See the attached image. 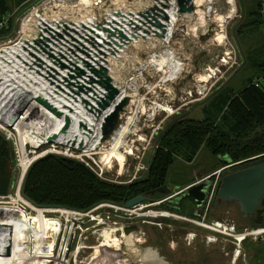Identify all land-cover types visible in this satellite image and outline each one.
Masks as SVG:
<instances>
[{
	"label": "rangeland",
	"instance_id": "obj_1",
	"mask_svg": "<svg viewBox=\"0 0 264 264\" xmlns=\"http://www.w3.org/2000/svg\"><path fill=\"white\" fill-rule=\"evenodd\" d=\"M161 1L164 2V0ZM6 2L9 9L8 13L12 14V21L8 23V30L0 32V46L9 40H13L12 42L19 45L11 47V51L5 53L6 61H2V57L0 58V69L4 73V82L8 84L6 87L0 86V118L6 121L8 126L11 127V125L17 123V120H21L40 133H42L43 129L44 131L52 132V123L57 118V115L40 105L37 101V95L49 101L56 109L60 111L66 110V113L70 115L71 106L75 104L73 98L75 96L70 92V88L63 77H72V82L75 78L74 82L83 84L82 86L85 87L84 90L87 92L81 91L80 93L84 95L83 98H86L87 101H93L87 94L88 90L94 86L89 85V82L85 80L86 78L75 76L74 64L87 69L83 63L84 58L82 60L78 59L76 63H72V60L71 63H66L72 67L71 69H63L59 64L63 55L71 49V45L73 44L74 46V42L84 35L90 34L92 37L94 35L95 43H99L97 47L93 46L94 53L89 60L91 63L96 66L102 63L109 71L115 66L117 61L121 60L118 63L119 70H117V75L120 76L118 78L119 81L127 85H132L134 81H137L140 87H143L139 88L138 95L133 94L134 91L130 89L129 95L131 97H129L127 106L123 107L120 117H118L109 134L100 143L97 142L96 147L90 149V143L87 145L81 143L85 133L77 132L73 139L69 138L68 140V133L64 135L62 132L61 134L52 132L57 137L54 141L66 143L67 146L70 145L69 149L73 152L72 156H75L74 159L79 154L90 155V158L83 156L85 162L89 163L95 174L96 171L99 172L97 167L102 166L104 170L103 176L108 181L125 184L146 177V172L149 169V164L156 149L155 141L159 133L167 128L173 117L184 115L196 120L204 119V110L208 103L207 95L211 94L212 90L208 88L202 94L197 92L198 86L201 85L200 80H198L201 74L209 72L208 69L210 68L219 67L221 72H219L217 77H213L214 81L211 84L215 85L214 89H218L222 84L226 83L236 89L239 86L234 76L240 71L242 62L235 43V36L232 34L233 29L242 20V14L238 10L239 0H194L196 10L193 14V23L190 22V19H183L178 14L176 0L165 1L168 3L169 17L171 19L175 17L172 19L175 20L176 15H178L182 23L175 32L178 44H175L176 39L172 40L171 48L175 49V55L178 56V60L184 62V69L179 72L178 77L171 79V81L167 79L169 77L167 73L173 71L171 64L169 66L165 65L161 69L162 64H160L161 66L158 64L153 65L149 60L155 50L159 51L161 49V43L157 46L153 44L151 51L147 52V49L134 50L126 56L128 54L127 50L136 43L142 33V29L136 32L133 26L128 24V17L137 21L136 15L138 11L152 4L153 0H28L22 3L20 0H6ZM234 2L237 10L234 9ZM114 10L122 11L125 14L123 16H125L126 22L122 23V28L118 27L131 38L130 42L123 47L116 46L117 48H114L113 43L109 44L106 42L105 39H109L107 33L98 27L99 23H104L105 26L110 27L109 22L112 19L123 21L122 17L112 13ZM210 10L224 20L223 25H226L225 28L218 27L214 20H211L207 26L203 25L206 20L202 14L207 15ZM130 11L134 12L135 15L128 14ZM26 23H29L28 27L23 30L22 27ZM189 23L193 24V28L190 27L191 25L189 26ZM114 25L116 24L114 23ZM2 27L4 26H0V28ZM262 29H264V22ZM170 31H172L171 28L168 30V35H172ZM25 32L28 34L27 40L23 37ZM135 33L137 35L134 38L132 35ZM223 33L226 38H221ZM261 33H253L250 40L249 37H246L244 42L248 43L249 41V43L255 44V42H258L257 40L260 38ZM37 40H40V43H36ZM98 47L105 51L103 58H100ZM112 47L117 50L115 54L110 51ZM53 55L55 58L52 57ZM124 55L125 57L122 58ZM224 57L231 64L229 63L223 67L221 63ZM175 61L177 62V59ZM144 64L148 66L143 71L144 75H136L138 68ZM167 82L170 85L167 86L168 88L166 89L168 90L166 91L164 89ZM145 85H148V87H145ZM150 86L151 88H149ZM118 87L120 88V86ZM99 95H101L100 92ZM162 104L169 105L173 112H168L161 108L153 109L155 105ZM82 105L84 104L81 103L77 107L75 116L83 117L86 114ZM35 106L41 109L39 111L42 115V118L38 119L37 123L34 122L35 114H33ZM142 106L145 107L144 116L141 114ZM110 109H113L112 105ZM138 111L140 112L138 113ZM135 112H137L136 120L134 119L131 129L126 135V143L124 145L125 147H130L133 153H126L125 166L121 169L117 159L112 158L111 162H109L108 158H106L108 152L105 151H109L112 147L111 142L118 135V131L125 126L124 123L128 119L127 116H131ZM224 114L225 112H222L221 116L225 118L226 115ZM222 117H218L216 123L219 127L228 130L224 126ZM68 118L66 116V119ZM78 118L77 120L73 119L74 121L71 124L73 129L79 123ZM227 120L229 125L233 124V120L229 118ZM0 126L5 127L2 123H0ZM11 128L13 129V127ZM96 130L102 135L101 125H96L93 129L94 133L92 132L88 135L89 141L94 142L97 139ZM73 140H76V145L79 143L77 148L71 145ZM80 145H82V150L79 149ZM212 145V141H207L196 154L192 155L189 151H184L185 148L181 143H177L173 147L174 162L169 168L168 176L165 180L168 187L177 191L192 183L206 182L208 184L207 193L211 194L210 191L213 188L216 177L201 181L202 178L219 169H222L224 174L233 171L231 170L233 165L227 168L221 165V161H218L212 151ZM123 147L119 148L123 150ZM57 149L63 151L60 148ZM257 156L260 155H253L249 158ZM191 197L186 192H180L178 195H174L173 199L175 203H178V209L176 208V210L169 207L160 208L158 204L155 206L148 205L142 210H137L131 216L124 214L123 210L114 211L113 208H107L111 212L110 219L116 220L117 224H119L117 225L118 229L115 231L118 236L115 238L111 236L110 239V237L100 234L101 230L98 231L88 227L87 230L79 231V235L82 236L80 238L83 240L85 235L89 237L86 241V246H94L96 249L94 256L100 259H105L106 252H110V254L114 252L112 255L117 252L122 258H125L129 249L136 247L133 252L140 250L142 255L140 259L145 258L146 260L144 264H154V259L149 256L152 253V256L157 258V251L163 258L162 260L173 264H264V234L257 239L248 237L242 242L241 247L238 248L234 242L228 240L226 236L224 237L221 232L208 227L211 222L219 220L234 224L238 230H242L245 227L252 228L250 225L252 221L249 220V217H243L238 204L218 201L219 196L215 190L210 205L201 212L200 209L197 210L195 208L194 199ZM143 203L152 204L146 200ZM179 203L181 206H179ZM113 204L122 206L119 203ZM169 206L175 208V205L169 204ZM13 210L10 205H0V264L3 259H7L8 263L10 260H18L19 264H40L39 261L35 262L30 259L42 257L45 251H48L50 237L58 218L48 216L43 218L42 214L20 215L22 217H17L11 214ZM159 211L169 212L171 217L163 219L158 216L159 214L154 217L146 216V212L157 213ZM193 212L194 214H192ZM114 213H121L122 217ZM194 219L198 222H194ZM121 220L126 223L124 226L125 235L136 233V237L139 240H134V235L132 234L131 242L123 241L124 239L119 235L121 233L119 231L121 230L119 221ZM146 220H150V222ZM130 221H133V223H130ZM151 221L164 222L162 224L163 228L158 227ZM262 226L264 227V225ZM208 238L212 240L210 241ZM54 243L55 240L52 247ZM87 252L93 254L91 249H87L83 253ZM34 253L38 256L34 255ZM134 258V256H128V261L126 260L125 262L127 264H140L137 260V262L133 261L135 260Z\"/></svg>",
	"mask_w": 264,
	"mask_h": 264
},
{
	"label": "trees",
	"instance_id": "obj_2",
	"mask_svg": "<svg viewBox=\"0 0 264 264\" xmlns=\"http://www.w3.org/2000/svg\"><path fill=\"white\" fill-rule=\"evenodd\" d=\"M26 1L28 0H20L21 3ZM255 5L254 10L241 15L242 20L232 33L242 62L240 71L234 76L238 88L228 83L222 84L218 89L212 88V93L207 95L204 119L196 120L184 115L173 117L155 141L157 152L153 156L146 177L118 184L98 177L93 170L77 159L47 154L36 160L27 171L23 184L24 195L39 206L78 210H87L102 201L124 205L131 197L149 194L151 190L165 183L169 168L174 162L173 147L177 143L184 146V151L194 155L205 142L212 141V151L218 161H221V165H227L224 162L225 157H229L231 163L239 162L233 164L231 167L233 171L264 162V31L259 28L264 22L261 13L262 0H256ZM8 10L6 0H0V22H4V19L6 22L4 27L0 28V32L8 30V23L12 21V14L8 13ZM257 32H262L258 42L255 44L244 42L246 37L250 40L253 33ZM94 42V35L92 37L88 34L71 47L74 52L69 50L60 61L71 63L72 60V63H76L82 58L90 60L94 53ZM62 112L66 114V110ZM222 112H225V118L221 116ZM218 117H222L228 130L218 126L216 123ZM63 118L57 116L52 123V132L61 134L65 121ZM228 118L233 120V124H228ZM11 127L25 142L37 140L41 136L40 132L21 120H17ZM253 155L260 156L249 158ZM14 170L13 147L0 132V196L9 193ZM220 183L221 181L216 189L217 195ZM233 202L238 204L236 201ZM165 207L176 210V207L164 205ZM263 213L264 197L256 211L248 216L252 221L250 223L252 227L264 225ZM93 264L102 263L98 260Z\"/></svg>",
	"mask_w": 264,
	"mask_h": 264
},
{
	"label": "built area",
	"instance_id": "obj_3",
	"mask_svg": "<svg viewBox=\"0 0 264 264\" xmlns=\"http://www.w3.org/2000/svg\"><path fill=\"white\" fill-rule=\"evenodd\" d=\"M261 13L264 16V0H262ZM5 23H6L5 21L0 22V26H4ZM33 109H34L33 114H35L34 122L37 123V120L38 119L40 120L42 118V115L40 114L39 111L41 109L36 106ZM78 117L79 116L76 115L74 116V119L77 120ZM0 123H2L5 126L4 128L0 126V130H1L0 132L4 135L6 139L10 141L15 155V170L13 174L11 188L6 196H0V205L3 204L10 205L14 209L13 212L16 213L17 215L19 214L29 215V216L36 215L39 214L37 210H40L42 212L43 218L44 216L53 217V218L57 217L58 219H60L61 222V226H59L60 229L56 233L57 237L55 239V243L51 251L49 253L44 254L42 257L39 256V257L31 258L30 260H34L35 262L39 261L40 264H42L43 262L44 264H93L98 260H100V262L102 263L101 261L102 259L97 258V256H94V253H96V249L94 248V246H90V245L86 246V241L88 240L89 237L85 235L83 236V240H82L81 239L82 236L79 235L80 233L79 231H82L83 229L87 230L88 227H92L98 231L101 230V232H105L107 227H112L113 229L117 230L118 229L117 225L119 224H117L116 220L110 219L111 212L108 211L107 208H113L114 211L123 210L124 214L131 216L134 215L137 210H142L148 205L154 204V203L152 204L139 203L133 207L128 208L125 206V204L119 206L109 201H102L87 210H78L73 208L57 207V206H39L35 204L33 201L28 199L23 193V184H24L25 176L31 165L36 160L47 154L63 155L70 158H74L75 156H72L73 152H71V149H69L70 145L67 146L66 143H57L56 141L49 142L48 138L51 134H53L50 131H44L43 129L41 136H39L37 140L34 141L29 140L28 142H25V140H21V137L18 136L17 131L13 130L10 126H8V123L6 121L0 118ZM126 123L127 121L124 123V125ZM78 144L79 143H77V145ZM77 145L75 144V146L73 147L77 148ZM57 148H60L63 151L58 150ZM79 149L82 150V147ZM83 156H87L88 158H90V155L79 154L76 155L77 157L76 159L81 160L83 163H86ZM92 161L97 164V162L94 159ZM233 164L234 163L227 164L224 166L227 168ZM85 165H87L91 170H93L92 167L89 165V163H86ZM97 168L99 172L96 171V175L106 180L107 178L103 176L104 175L103 168L99 166ZM223 175L224 172H222V169L221 170L219 169L216 172H213L212 174H208L202 178L201 181L209 179L211 177H216L215 183L213 184V188L210 191L211 194L210 193L207 194V199H206L207 204L210 203V200L212 199V195L214 194L216 188L218 187V183L221 181ZM148 212H146V216L154 217L157 214H159L158 216H161L163 219L171 217V214L169 212H164V211H159L157 213L156 212L148 213ZM114 214L119 217H122L121 213H114ZM146 221L150 222V220H146ZM193 221L198 222L195 219ZM151 222L157 225L158 227H162V224L164 223L162 221H158V222L151 221ZM119 223L121 228V230H119L121 231L119 235L122 236V234L125 233L124 226L126 223L123 220L119 221ZM130 223H133V221H130ZM208 227L217 230L218 232H221L224 235V237L226 236L228 240L234 242L238 248L241 247L242 242L245 241L248 237L257 239L258 237H262V235L264 234L263 226H257L252 228L245 227L242 230H238L234 224L219 220L211 222V224H209ZM228 237H232V238H228ZM87 249L93 250V254L92 253L89 254L88 252L84 254L83 252L86 251ZM113 253L110 254V252L108 253L106 252L105 259L111 258L113 256L112 255ZM34 255L38 256L35 253ZM114 255H117V253H115ZM14 263L19 264L20 262L18 260L15 261L10 260L8 263L7 259H3V261H1V264H14Z\"/></svg>",
	"mask_w": 264,
	"mask_h": 264
},
{
	"label": "water",
	"instance_id": "obj_4",
	"mask_svg": "<svg viewBox=\"0 0 264 264\" xmlns=\"http://www.w3.org/2000/svg\"><path fill=\"white\" fill-rule=\"evenodd\" d=\"M165 1L166 0H164V2L161 0H153L152 4L138 11L136 15L138 19L137 21L133 20L131 17H128V24L133 26L136 32H139V29H142L145 34L154 33V35L158 38H166L170 17L168 12L165 10V8L168 6V3ZM176 3L177 11L182 16L192 14L196 10L194 0H176ZM112 13L122 17L123 21L120 22L112 19V21L109 22L110 27L105 26L104 23H99L98 27L102 28L107 33V36L110 39H105L107 43H113L114 48H117L116 46L123 47L126 43L131 41V38L119 28L122 26L123 22H126L125 16H123L125 14L119 10H114ZM128 14L135 15L132 11H130ZM114 23L116 25H114ZM65 26L67 25L65 24ZM136 35L137 34L135 33L132 36L135 38ZM36 43H40V40H37ZM93 44H95L94 46L97 47L99 43L94 42ZM114 48L112 47L110 51L115 54L117 50ZM70 50L74 52L73 49ZM98 53L100 54V58H103L105 51L101 49V47H98ZM49 54L51 55L50 52ZM52 57L55 58L54 55ZM84 63L88 71H86L87 69L74 64V68L76 70V74H74L77 77L82 76L86 78L85 80L89 82V85L91 84L95 87L99 86L100 90H103V95L99 96L97 99L94 98V103L87 101V99L83 98V95L80 93L81 91L86 93L84 90L85 87L82 86L83 84L74 82L75 78L72 82V77H63V79L66 80L68 87L70 88V92L73 93V96H75L73 98L78 100L76 98L79 96L81 98V102L86 106L87 111L95 114L97 119H101L103 112L107 111L112 105L113 109L111 110L110 114L103 116L101 124V139L103 140L109 134L118 117H120L123 107L127 106L126 104L129 102V97L121 96L120 88L114 84L113 77L108 73L107 67L105 65L99 63L98 66H96L87 59L84 60ZM59 64L63 69L72 68L62 61H59ZM85 75H87V77H85ZM37 101L39 104H42L50 111L54 112L60 118L64 117L63 119H66V116H68L69 118L66 119L65 123L63 124L61 132L63 134L69 133V128H71L73 118H70L68 113H66L65 116L62 111L56 109L54 105H52L40 95H38ZM78 102L80 101L78 100ZM79 124L85 126L84 121L81 119L79 120ZM55 138L57 137L53 133L49 136L48 140L49 142H54ZM74 144L75 141L73 140L71 145L74 146ZM81 147L82 146L80 145V148ZM224 162L226 164H231V159L229 157H225ZM207 190L208 184L206 182H201L199 184L184 186L178 190V193L186 192L188 195L194 198L196 206L200 207L207 199ZM218 196L219 200L236 201L239 205L240 212L244 217L252 215L258 208L261 199L264 197V162L224 174L219 186ZM146 199V195L139 194L128 199L125 203V206L130 208L139 203H143Z\"/></svg>",
	"mask_w": 264,
	"mask_h": 264
},
{
	"label": "bare ground",
	"instance_id": "obj_5",
	"mask_svg": "<svg viewBox=\"0 0 264 264\" xmlns=\"http://www.w3.org/2000/svg\"><path fill=\"white\" fill-rule=\"evenodd\" d=\"M234 4H235V2H234ZM205 6V5H204ZM168 6H167V8H165V10L168 12ZM234 9L236 10V4H235V6H234ZM227 11H228V9H227ZM169 13V12H168ZM179 14V13H178ZM193 14L194 13H192V14H187V15H184V16H182L181 15V17L183 18V19H190V22L191 23H193V20H194V17H193ZM180 15V14H179ZM202 16L205 18V20L206 21H204V23H203V25H205V26H207L210 22H211V20H214L216 23H217V25H218V27L220 26V28H225L226 27V25H223V22H224V20L222 19V18H220V17H218V15H215L214 13H212V11L210 10V12L209 13H207V15L206 14H202ZM175 17H173L172 19H174ZM171 19V18H170ZM170 20L169 22H168V30H170V28H171V30L173 31H170L171 33H172V35H168V33H167V35H166V38H158L157 36H155L154 35V33H150V34H145L144 32H143V30H142V33H141V35H140V38L136 41V43H134V45L133 46H131L130 48H129V50H127V52H128V54L126 55V56H128L130 53H132L134 50H146L147 49V52L150 50L151 51V48L149 47V45H148V42H150V40L151 41H156V42H158V43H161L160 45H162V47H161V49L159 50V51H156L155 49V52H153V54H152V57L149 59L150 60V62L151 63H153V65L154 64H158L159 66H161L160 64H162V67H161V69H163V66H165V65H167V66H169V64H171L172 65V69H173V71L172 72H169V73H167V76H169V77H167V79L168 80H170L171 81V79H173V78H175V77H178V74H180L179 72H181L183 69H184V62H182L181 60H178V58H176L175 56V51H174V48H171V45H172V40H175V39H177V36H175V32H176V30L178 29V27L182 24L181 22H180V18L178 17V15H176V19L175 20ZM192 26L193 24H190L189 23V26ZM197 25V24H196ZM174 28V29H173ZM213 32V31H212ZM144 33V34H143ZM143 35H145V36H143ZM225 37V35H224V33L223 34H221V38H224ZM226 38V37H225ZM151 47H153V46H151ZM158 48V47H157ZM233 49H235V48H233ZM234 54H235V52H234ZM125 57V55L122 57V58H124ZM173 58V59H171V58ZM236 57V56H235ZM175 59H177V62L175 61ZM231 60V59H230ZM119 61H121V60H119ZM119 61H117V63L115 64V66H113V68L111 69V70H109L108 71V73L113 77V82H114V84L115 85H117V86H120V90H121V96H124V97H131L130 95H129V92H130V89L131 90H133L132 92H133V94H139V88H143V87H140V85H139V83L137 82V81H134L133 83L134 84H132V85H130V84H126V83H122L121 81H119V77L120 76H118L117 75V70H119L118 69V63H119ZM168 62V63H167ZM230 63V61L226 58V57H224L223 59H222V63H221V65L224 67L225 65H227V64H229ZM132 64V63H131ZM231 64V63H230ZM120 66V65H119ZM148 68V66H146L145 64L144 65H141L139 68H138V71H137V74L136 75H140V76H142V75H144L143 74V71L145 70V68ZM171 67V66H170ZM160 68V67H159ZM186 68V67H185ZM170 70H171V68H169ZM220 69L221 68H219V67H217V68H210V69H208L209 70V72H207V73H204V74H201L200 75V77H199V79L198 80H200V83H201V85L200 86H198V89H197V92L199 93V94H202V93H204L209 87H210V85L212 84V82L214 81V78L215 77H217L218 76V74H219V72H221L220 71ZM168 70V69H167ZM164 73V72H163ZM177 74V75H174V74ZM226 73V72H225ZM199 74V73H198ZM161 77V76H160ZM214 77V78H213ZM164 80V79H163ZM165 81V80H164ZM163 82V81H162ZM210 82V83H209ZM145 84V83H144ZM148 85H145V87H147ZM206 86V87H205ZM95 87V86H94ZM88 88L89 90V92H88V94H87V96L89 97V98H91L93 101H90V102H93L94 103V98H98L99 96H102L103 95V90H100V88H99V86H96L95 88ZM159 87V86H158ZM205 87V88H204ZM99 88V89H98ZM149 88H151V86L149 87ZM96 90H97V92H96ZM87 92V91H86ZM99 92L101 93V95H99ZM147 92V91H146ZM83 95V94H82ZM136 95V96H137ZM77 96V95H76ZM84 96V95H83ZM143 98H145V97H143ZM76 99H78L80 102H78V100H75L74 99V105L73 106H71V108H72V110H71V113H70V118H73L74 119V116H75V114H76V111H77V107L78 106H80V104L82 103L81 102V98L79 97V96H77V98ZM148 99V98H147ZM129 100V99H128ZM132 100V99H131ZM130 100V101H131ZM133 101V100H132ZM169 104V103H168ZM83 107H84V109H85V111H86V114L83 116V117H79L78 119L80 120H82L83 119V121H84V125L85 126H82V125H80L79 123H78V125H77V127L76 128H69V133H68V140H69V138H71V139H73L74 138V136L76 135V133L77 132H80L81 134L82 133H85L84 134V137L82 138V142L81 143H84L85 145H87L88 143H90V149L91 148H93V147H96L97 146V142L98 143H100L101 142V137H102V135L98 132V130H96L95 131V135L97 136V139L94 141V142H92V141H89V133H94V131H93V129H94V127L96 126V125H101L102 124V120H103V116L105 115V116H107L108 114H110V112H111V110L112 109H108L107 111H104L103 112V114H102V116H101V119H97V117L95 116V114H93V113H90L89 111H87V108H86V106L85 105H82ZM95 106V105H94ZM129 106V105H128ZM82 108V107H81ZM94 108V107H93ZM158 108H161L162 110H165V111H170V112H173L172 110V108L169 106V105H166V104H162V105H155V107H153V109L154 110H156V109H158ZM134 109H135V107H134ZM94 110V109H93ZM79 111V110H78ZM135 111V110H134ZM137 111V110H136ZM85 113V112H84ZM136 113L137 112H135L133 115H131V116H127L128 117V120H127V124H125V126L124 127H122L121 128V130H119L118 131V135H116L114 138H113V140H112V147L109 149V151L107 150V151H105V152H108L107 153V155H106V158H108V160H109V162H111V159L112 158H115V159H117L118 160V162H119V164H120V168L121 169H123L124 168V166H125V158H126V153L127 154H132L133 153V151H132V149H130V147H128V146H124L125 145V143H126V135H128V132L130 131V129H131V126L133 125V123H134V119L136 118ZM149 116H152V115H149ZM72 119V121H74ZM136 120V119H135ZM129 121V122H128ZM135 128V127H134ZM138 128V127H137ZM154 132V131H153ZM65 135V134H64ZM65 137V136H64ZM81 138V137H80ZM70 139V140H71ZM65 140V139H64ZM91 140H93V139H91ZM76 141V140H75ZM79 141V140H78ZM67 142V141H66ZM83 145V144H82ZM81 145V146H82ZM124 146V147H123ZM119 147H123L124 149L123 150H121ZM107 160V161H108ZM102 167V166H101ZM120 172V171H119ZM14 211V210H13ZM11 212V214H14V215H16L17 217H22V216H20L21 214H19V215H17L16 213H14V212ZM38 212H39V214H42V212L40 211V210H37ZM59 216H60V214H59ZM59 226H61V222H60V219H58L57 220V222L55 223V226H54V228H53V232H52V234H51V237H50V245H49V248H48V251L46 250L45 251V254L46 253H49L50 251H51V248H52V245H53V242H54V240H55V238H56V233L59 231V229H60V227ZM56 229H57V231H56ZM120 229V228H119ZM203 229V228H202ZM54 231H56V232H54ZM115 229H113L112 227H107L106 228V231L105 232H101L100 234H102V235H105V236H107V237H110V239H111V236H118V235H116L115 234ZM126 231V230H125ZM133 235H134V240H139V238H137L136 237V233H132ZM125 235V233L124 234H122V238L124 239L123 241H128V242H131L130 241V238H133V235ZM208 240H212V239H210V238H208ZM209 241V242H210ZM119 256H120V254H119ZM121 258H122V256H120ZM124 258V257H123Z\"/></svg>",
	"mask_w": 264,
	"mask_h": 264
},
{
	"label": "flooded vegetation",
	"instance_id": "obj_6",
	"mask_svg": "<svg viewBox=\"0 0 264 264\" xmlns=\"http://www.w3.org/2000/svg\"><path fill=\"white\" fill-rule=\"evenodd\" d=\"M155 148L156 149H155L154 154L157 152V146L156 145H155ZM154 154H153V156H154ZM152 160H153V158L151 159V162H152ZM151 162H150V164H151ZM150 164H149V167H150ZM148 170L146 172V175L149 174ZM173 190H174V188L173 189H170L168 187V185L166 183H164L163 185L157 186L156 188H154L153 190H151V192L149 194H146V198H147L146 201H148L149 203H154V204H152V206H155V205L158 204V205H160V208H162V207H164V205L165 206H169V204H172V205H175V207L178 209V203L177 202L175 203V201L173 200L174 199V195H178V190L177 191H175V190L173 191ZM207 192H208V190H207ZM217 200L218 201H221V202L222 201L228 202V203L233 202V201H227V200H219V199H217ZM206 201L203 203L202 206H200V207H197L196 206V209L197 210L200 209L201 212H202V210H204L205 207H207L208 205H210V203L207 204ZM211 201H212V199L210 200V202ZM149 210H151V209H149ZM113 237L115 238L116 236H113ZM108 244L111 245L110 243H108ZM135 249H136V247H133V249L132 248L129 249V251L127 252L125 258H121L119 256V254L116 252L117 255H113L109 259H102L101 260L102 261V264H105V263L106 264H127L125 261L126 260L128 261V256H131V257L134 256L135 257L134 258L135 260L140 259L142 257L141 252H140V250L138 252L137 251L136 252L135 251L133 252V250H135ZM152 255L153 254H151L149 257L151 259H154L155 260L156 258L153 257Z\"/></svg>",
	"mask_w": 264,
	"mask_h": 264
},
{
	"label": "crops",
	"instance_id": "obj_7",
	"mask_svg": "<svg viewBox=\"0 0 264 264\" xmlns=\"http://www.w3.org/2000/svg\"><path fill=\"white\" fill-rule=\"evenodd\" d=\"M255 2H256V0H239V7H238V10H239V13L240 14H242V15H244V13L246 12V11H250V10H254L255 9ZM236 10H237V6H236ZM243 17V16H242ZM245 18H246V16H245ZM194 21V20H193ZM24 24V23H23ZM28 24L29 23H26V25L25 26H23L22 27V29L23 30H26L27 29V27H28ZM263 24V23H262ZM262 24L259 26V28L261 29V30H264V29H262ZM188 25V24H187ZM190 27H192L193 28V25L192 26H190ZM85 36H87V35H84L83 37H81V38H78L75 42H74V45H76L79 41H81ZM26 40L28 39V34H27V32H25L24 33V36H23ZM178 39H176L175 40V44H178L176 41H177ZM13 40H9V41H7L4 45H2V46H0V58L1 59H3L2 61H6V59H7V57H6V55H5V53L6 52H8V51H11V47H15V46H19L17 43H14V42H12ZM153 44H156L155 46H157L159 43L158 42H156V41H151L150 40V42H148V45H149V47L150 48H152L151 46H153ZM73 46V44L71 45V47ZM22 47V46H21ZM8 48H10V49H8ZM153 50V49H152ZM174 51H175V49H174ZM176 58H178V56L176 55L175 56ZM28 59H29V57H28ZM145 79V78H144ZM5 78H4V73H3V71L0 69V86H8V84H6L5 82ZM146 81V80H145ZM168 85H170V83H165V89L164 90H168V89H166V88H168L167 86ZM215 85H211L210 87H209V89L210 90H212V88L214 87ZM148 87V86H147ZM210 90H209V92H210ZM1 91V90H0ZM165 91V92H166ZM209 94V93H208ZM145 107H141V114L144 116L145 115ZM140 111H138V113H139ZM152 254V253H151ZM156 254H157V258L154 260V264H173V263H171V262H167V261H164V260H162L163 258L160 256V253L157 251L156 252ZM157 260V261H156ZM133 261H136V260H133ZM137 261L140 263V264H144V262L146 263V260H145V258H142V259H137ZM136 261V262H137Z\"/></svg>",
	"mask_w": 264,
	"mask_h": 264
}]
</instances>
